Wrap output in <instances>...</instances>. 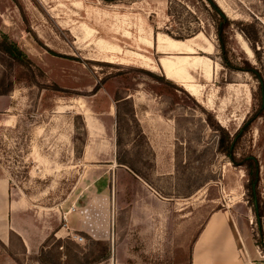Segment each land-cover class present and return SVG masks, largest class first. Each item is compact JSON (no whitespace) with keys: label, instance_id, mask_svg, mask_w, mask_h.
<instances>
[{"label":"rangeland","instance_id":"1","mask_svg":"<svg viewBox=\"0 0 264 264\" xmlns=\"http://www.w3.org/2000/svg\"><path fill=\"white\" fill-rule=\"evenodd\" d=\"M214 1L232 22L226 33L235 67L223 62L208 0H0V31L29 60L0 51V167L14 196L27 201L26 218L56 225L35 250L18 237L8 246L0 242V264H85L90 253H102L91 236L76 232L85 238L77 243L60 230L75 211L87 222L122 220L118 237L128 234L165 254L146 261H180L169 255L177 243L192 250L196 241V251L220 214L227 244L206 241L198 253L231 250L234 261L264 264L257 243L264 242V215L261 231L248 172L239 164L258 158L264 210V113L237 139L236 163L218 149L264 99L258 79L236 69L248 60L264 79V0ZM159 35L183 40L150 48L147 40ZM187 56L188 66L195 56L210 66L209 76L189 69L195 93L169 79L159 62ZM5 119L10 126L1 125ZM144 185L165 207L134 218L162 222L126 224Z\"/></svg>","mask_w":264,"mask_h":264},{"label":"crops","instance_id":"2","mask_svg":"<svg viewBox=\"0 0 264 264\" xmlns=\"http://www.w3.org/2000/svg\"><path fill=\"white\" fill-rule=\"evenodd\" d=\"M160 37L165 39V35H159L155 39H148L147 44L150 48L159 46L160 50H164L166 47L176 45L180 41L175 40L177 43H170L166 40L165 44H160ZM120 50V49H119ZM135 56L144 59L145 62L150 61L144 55L136 54ZM160 59V65L164 69L162 60ZM168 59V58H166ZM171 60V59H168ZM116 63L118 60H111ZM119 63L125 64L126 61H120ZM148 65V64H145ZM167 75V73H166ZM172 80V79H171ZM175 81V80H173ZM16 115L13 116V124L15 125ZM3 126H10L8 120L5 119ZM146 197V198H145ZM163 198L153 187L150 185H144L139 188V192H136V198L131 204V218L126 221V224L141 225L146 223L151 225L153 223L162 222L159 218L137 219L134 218L138 212L146 213L147 215L159 214L164 210L165 202L161 200ZM106 193L102 194L101 200L106 203ZM28 209L27 201L22 197H15L11 190L10 178L6 175L4 169L0 167V242L4 245H10L14 237L22 242V245L27 250H35L44 245L47 239L55 231L56 225L50 222L46 217L43 224L38 225L32 218H26V210ZM30 209V207H29ZM108 215L111 211V197H108V206L106 207ZM67 223L61 231H67L68 236L78 232L85 233L91 236L95 240L109 241L111 243V252L108 260L100 264H258L255 260L243 258L240 260H233L231 250H215L212 254L205 253L200 255L198 251L204 246L206 241H212V244H227L228 233L225 226L226 221L224 217L217 214L213 217L208 224L204 233L197 241L196 251L195 244L192 250H189L187 242L183 244H174L173 251L169 252V255L174 254L180 258V261H146L147 259L162 258L163 252L154 249V244H139L132 240L128 234L122 237H118L117 230L122 225V220H109L108 222H87L84 220L80 212L75 211L69 216L65 217ZM226 233V234H224ZM156 245H159L156 243ZM159 247V246H157ZM177 247H182L183 250H175ZM210 251V250H209ZM208 251V252H209ZM156 253V254H155ZM233 254V253H232ZM176 257V256H175ZM142 259V260H140Z\"/></svg>","mask_w":264,"mask_h":264},{"label":"trees","instance_id":"3","mask_svg":"<svg viewBox=\"0 0 264 264\" xmlns=\"http://www.w3.org/2000/svg\"><path fill=\"white\" fill-rule=\"evenodd\" d=\"M211 6L216 10L217 16H218V22L216 25V36L218 38L219 46L222 51V58L223 62L226 66L228 67H235L233 62H231L229 58V49H228V41H227V33L226 29L232 24L231 19L224 14L222 9L215 3L214 0H208ZM179 40H183L180 38H177ZM176 40V39H175ZM50 52L53 54H56L53 50L47 48ZM0 51L10 55L14 60L20 61L22 63H29V60L27 59L25 53L23 50L20 48L18 43L10 37L0 31ZM257 51L255 50V53ZM59 55V54H57ZM244 66H238V70L246 71L250 73L253 77H256L258 81L260 82V88L264 90V79L261 76L260 72L258 69L254 66L251 65V63L248 60H244ZM264 113V99H262V102L260 104V108L257 110V112L245 122V124L238 130V132L235 133L233 139L230 138V136L227 134L226 136H223L219 140V151L226 154L231 161L236 163V157H235V143L238 138L241 137L242 133L246 132L249 130L250 126L252 125L253 121L258 118L259 116H262ZM119 163L121 164H127L123 160H119ZM242 164L246 167L247 172H248V184L247 188L250 192V196L252 198V201L254 203V211L258 217V222H259V227L261 229V218L264 215V210L263 208H260L259 204V183H260V167H259V162L258 158L251 155V156H246L243 160ZM93 243L96 245H100L102 247L103 252L102 253H90L88 255L89 261L85 264H100L106 260L109 259L110 257V252H111V243L109 241H103V240H93ZM258 245L260 246L262 252L264 253V242L263 240L257 242Z\"/></svg>","mask_w":264,"mask_h":264},{"label":"bare ground","instance_id":"4","mask_svg":"<svg viewBox=\"0 0 264 264\" xmlns=\"http://www.w3.org/2000/svg\"><path fill=\"white\" fill-rule=\"evenodd\" d=\"M169 41L170 43L174 42L173 38L169 37L168 35H165V39L163 37H160V44H165V42ZM190 57L187 56L185 58H181L179 60H168L164 58L162 60L163 66H164V73H167V77L169 79L175 80V82L179 83L181 86L186 88L187 90L195 93L196 88L194 84L190 83V75H189V69H202L203 73H205L206 76H209L210 73V66L204 62L203 57L201 56H195L191 62L190 66H188V59Z\"/></svg>","mask_w":264,"mask_h":264},{"label":"built area","instance_id":"5","mask_svg":"<svg viewBox=\"0 0 264 264\" xmlns=\"http://www.w3.org/2000/svg\"><path fill=\"white\" fill-rule=\"evenodd\" d=\"M71 239L74 240L77 243H82L84 241V237L78 233H74L71 236Z\"/></svg>","mask_w":264,"mask_h":264}]
</instances>
